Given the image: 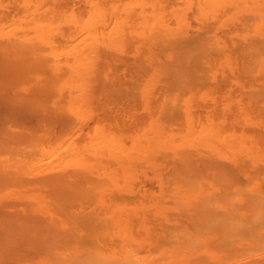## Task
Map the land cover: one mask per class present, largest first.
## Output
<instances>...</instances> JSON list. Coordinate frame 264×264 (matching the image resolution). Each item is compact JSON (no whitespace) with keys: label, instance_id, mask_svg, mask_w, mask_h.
<instances>
[{"label":"bare ground","instance_id":"1","mask_svg":"<svg viewBox=\"0 0 264 264\" xmlns=\"http://www.w3.org/2000/svg\"><path fill=\"white\" fill-rule=\"evenodd\" d=\"M0 264H264V0H0Z\"/></svg>","mask_w":264,"mask_h":264}]
</instances>
